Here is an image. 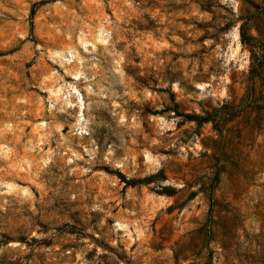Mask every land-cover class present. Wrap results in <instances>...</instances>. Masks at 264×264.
<instances>
[{"label":"rangeland","instance_id":"1","mask_svg":"<svg viewBox=\"0 0 264 264\" xmlns=\"http://www.w3.org/2000/svg\"><path fill=\"white\" fill-rule=\"evenodd\" d=\"M0 264H264V0H0Z\"/></svg>","mask_w":264,"mask_h":264},{"label":"trees","instance_id":"2","mask_svg":"<svg viewBox=\"0 0 264 264\" xmlns=\"http://www.w3.org/2000/svg\"><path fill=\"white\" fill-rule=\"evenodd\" d=\"M253 66H254V65H252L251 70H253ZM256 67H257V68H261V67H262V64L258 63V64L256 65ZM257 68H256V69H257ZM128 184H129V182H128ZM131 184H133V183H131Z\"/></svg>","mask_w":264,"mask_h":264}]
</instances>
